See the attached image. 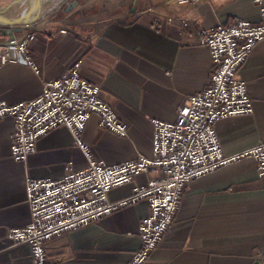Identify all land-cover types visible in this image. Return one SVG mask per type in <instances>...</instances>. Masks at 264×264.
I'll return each mask as SVG.
<instances>
[{"label":"crops","instance_id":"crops-1","mask_svg":"<svg viewBox=\"0 0 264 264\" xmlns=\"http://www.w3.org/2000/svg\"><path fill=\"white\" fill-rule=\"evenodd\" d=\"M34 0H0V17L26 15ZM49 7V8H48ZM239 19L261 21L255 0H42L35 22L14 38L28 39L40 68L0 60V100L16 103L39 95L45 79L62 74L76 59L81 73L101 85L104 99L128 125L119 136L99 126L92 114L82 132L99 160L114 164L153 154L152 119L176 120L188 96L205 88L212 57L200 42L205 29ZM5 25L0 24V28ZM0 32V42L10 39ZM253 98L250 113L216 122L226 154L264 141V39L239 67ZM15 125L0 120V264H33L28 243L7 236L27 225L31 212L26 179H58L69 166L81 168L88 157L64 125L42 136L26 161L11 155ZM138 174L114 187L111 200L131 194L136 183L156 176ZM150 213L146 200L122 207L46 244L51 264H128L141 246V219ZM145 264H264V175L246 157L193 179L164 238Z\"/></svg>","mask_w":264,"mask_h":264},{"label":"built area","instance_id":"built-area-1","mask_svg":"<svg viewBox=\"0 0 264 264\" xmlns=\"http://www.w3.org/2000/svg\"><path fill=\"white\" fill-rule=\"evenodd\" d=\"M255 1L260 7V22L239 19L204 30L200 42L211 52L210 82L188 96V101L179 107L176 120L152 119L150 156L140 154L109 164L92 154L90 143L82 138L92 114L98 115L101 128L119 136L128 134V125L104 99L101 85L82 75V59L74 60L59 76L45 79L36 97L16 103L0 100V120L14 121L11 155L15 159L26 161L37 149L39 139L61 125L72 131L88 157L86 166L76 169L69 166L67 173L58 179L27 177L31 220L27 225L12 227L7 236L15 243L30 245L33 264H51L46 247L49 240L146 200L150 213L140 222L142 243L128 263L145 264L173 223L184 188L193 179L246 157L254 158L259 174L264 175V141L226 154L216 130L219 119L254 109L246 82L237 72L254 46L264 39V0ZM35 37V33L29 32L24 39L1 41V62H23L39 74L41 70L28 44V39ZM151 171L157 175L136 183L130 195L117 200L109 198L114 187Z\"/></svg>","mask_w":264,"mask_h":264},{"label":"water","instance_id":"water-1","mask_svg":"<svg viewBox=\"0 0 264 264\" xmlns=\"http://www.w3.org/2000/svg\"><path fill=\"white\" fill-rule=\"evenodd\" d=\"M42 6V0H34L32 8L24 15L22 13L19 17L13 19H7L0 17V24L5 25L0 28V32L8 33L11 38L15 36V33L21 32L24 25H29L36 21L40 15V10ZM33 13L32 17L30 16Z\"/></svg>","mask_w":264,"mask_h":264},{"label":"bare ground","instance_id":"bare-ground-1","mask_svg":"<svg viewBox=\"0 0 264 264\" xmlns=\"http://www.w3.org/2000/svg\"><path fill=\"white\" fill-rule=\"evenodd\" d=\"M49 8V7H48ZM30 10V9H29ZM33 13L30 15L32 17Z\"/></svg>","mask_w":264,"mask_h":264}]
</instances>
